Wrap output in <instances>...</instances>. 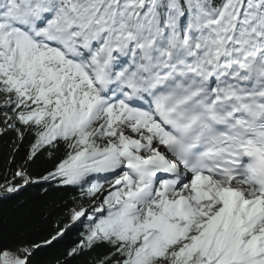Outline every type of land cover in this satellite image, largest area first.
I'll use <instances>...</instances> for the list:
<instances>
[{"label":"snow or ice","instance_id":"6c2138e0","mask_svg":"<svg viewBox=\"0 0 264 264\" xmlns=\"http://www.w3.org/2000/svg\"><path fill=\"white\" fill-rule=\"evenodd\" d=\"M8 130L90 203L0 264H264V0H0Z\"/></svg>","mask_w":264,"mask_h":264},{"label":"trees","instance_id":"16d2710c","mask_svg":"<svg viewBox=\"0 0 264 264\" xmlns=\"http://www.w3.org/2000/svg\"><path fill=\"white\" fill-rule=\"evenodd\" d=\"M30 144L29 139L21 141L11 130L0 133V241L43 245L70 222L73 210L79 205L87 206L90 201L78 189L43 180V176L54 170L61 153L50 156L42 150L35 159L29 160ZM17 172L25 173L29 182L25 183V178L16 175ZM9 187L18 191L8 192ZM85 231L86 228L65 231L59 237L60 243L54 241L38 252L35 264H68L69 261L93 264L98 253L67 255L83 239Z\"/></svg>","mask_w":264,"mask_h":264},{"label":"rangeland","instance_id":"374dc122","mask_svg":"<svg viewBox=\"0 0 264 264\" xmlns=\"http://www.w3.org/2000/svg\"><path fill=\"white\" fill-rule=\"evenodd\" d=\"M82 206H78L76 210H79Z\"/></svg>","mask_w":264,"mask_h":264}]
</instances>
